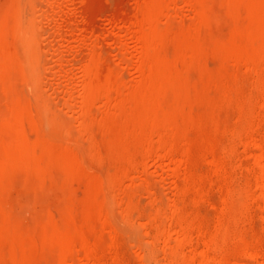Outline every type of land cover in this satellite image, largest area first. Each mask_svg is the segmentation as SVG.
Masks as SVG:
<instances>
[{"label": "rangeland", "instance_id": "rangeland-1", "mask_svg": "<svg viewBox=\"0 0 264 264\" xmlns=\"http://www.w3.org/2000/svg\"><path fill=\"white\" fill-rule=\"evenodd\" d=\"M263 163L264 0H0V264H264Z\"/></svg>", "mask_w": 264, "mask_h": 264}, {"label": "bare ground", "instance_id": "bare-ground-1", "mask_svg": "<svg viewBox=\"0 0 264 264\" xmlns=\"http://www.w3.org/2000/svg\"><path fill=\"white\" fill-rule=\"evenodd\" d=\"M77 4V2H76ZM74 5V3H73ZM77 6V5H76ZM78 6H79V3H78ZM73 7V6H72ZM79 10V8L77 7L76 10ZM69 10V9H68ZM73 11V10H72ZM80 11V10H79ZM84 12V11H83ZM78 13V11L76 12ZM21 15V14H20ZM78 15V14H77ZM81 15V13L79 14ZM78 15V16H79ZM19 16V15H18ZM32 16V15H31ZM96 16V15H95ZM20 18V17H19ZM92 18V16H91ZM32 19V18H31ZM85 19V18H84ZM107 19V18H106ZM20 21V20H19ZM27 22V21H26ZM108 22V21H107ZM106 22V23H107ZM30 23V22H29ZM34 23V22H33ZM109 23V22H108ZM28 24V23H27ZM27 24H23L21 25V22H20V26H19V29L17 31V33L19 34L20 38H21V43H20V46H19V50L22 52V55L24 56V67L27 71V78L30 79V83L35 84L36 81V76L33 74H30L29 75V72L30 70H33L34 68H36L37 64L39 62L36 61L35 57L36 56V51H37V34L33 31L34 29H32V24L27 26ZM65 25V24H64ZM74 25V24H73ZM110 27H111V23L109 24ZM83 28V27H82ZM87 28V27H86ZM85 29V28H84ZM63 30V29H62ZM75 30V29H74ZM125 30V29H124ZM73 31V30H72ZM76 31V30H75ZM61 32V31H60ZM78 32V31H76ZM119 32V31H118ZM84 33V32H83ZM82 33V34H83ZM74 34V33H73ZM75 35V34H74ZM79 34H77L78 36ZM39 36V35H38ZM76 36V35H75ZM84 36V35H83ZM81 39V38H80ZM115 42V40H114ZM16 44V43H14ZM120 46V45H119ZM17 47V46H16ZM121 48V47H120ZM35 54V55H34ZM35 71V70H34ZM121 73V72H120ZM26 74V73H25ZM29 85V84H28ZM34 87V86H33ZM259 161V160H258ZM22 167V166H21ZM25 170V168H24ZM32 170V169H31ZM261 175L262 177L264 176V163L261 167ZM5 204V203H4ZM5 206V205H4ZM5 212V211H4ZM11 213V212H10ZM10 220V219H9ZM46 220V219H45ZM2 221H4L2 219ZM49 228V227H48ZM48 235V234H47ZM166 236V235H165ZM55 241V240H54Z\"/></svg>", "mask_w": 264, "mask_h": 264}]
</instances>
